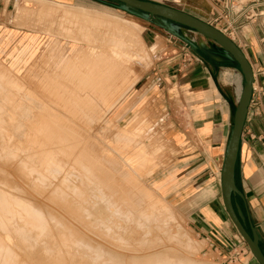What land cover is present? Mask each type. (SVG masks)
<instances>
[{
    "label": "rangeland",
    "instance_id": "1",
    "mask_svg": "<svg viewBox=\"0 0 264 264\" xmlns=\"http://www.w3.org/2000/svg\"><path fill=\"white\" fill-rule=\"evenodd\" d=\"M27 1L0 0V40H6V38L11 36V39L8 38L10 41L0 50V86H2L0 87V196H2V199L1 197L0 199L4 204L3 207H0V216H2L0 217V254L4 253L2 254L4 259L0 255V264H2V259L5 261V254L9 256L7 259L9 258L11 261V257H16L17 259H13L16 264L18 262L19 264L24 262L26 264H126L128 262H130L129 264H135V262H139L138 264H140L143 261L141 258L156 252L158 254L154 258L159 261L156 262L155 260V264H159L160 260L163 259L160 264H186V262L197 264H249V261H253L246 245L238 248V250L242 251V254L238 256L237 261L230 263L229 260H226L204 237L194 231L189 224L188 215L182 212V208L163 197L154 184L159 180L158 173L155 174V172L159 170L163 163H166L174 151L171 147V142L169 140L166 141L165 125L160 121L161 116L155 109L154 99L145 97L139 99V93H136V89L142 81L153 74L160 56L159 52L166 48L161 42L159 33L163 32L169 35L177 45H182L188 50L189 48L180 39L171 36L145 18L134 16L123 9H115L99 4L96 0H89L88 5L82 6H71L47 0L48 2L62 5L63 9L60 6L56 7L54 4L53 6L48 2L45 3L46 0H40V2L39 0ZM16 2H20L21 7L27 5V9H25L27 12L24 9V12L15 9ZM40 7L52 8L53 12L49 10L47 14L41 13L39 12ZM30 8L31 10H28ZM75 8L89 11H78ZM70 9L75 14H79L81 16L80 19L83 18V20L77 19L76 21V18L72 20L68 15H65L68 17L64 18L62 13H67L69 12L67 10ZM262 10L264 12V7L261 8ZM54 11L56 12L55 15L52 14ZM86 18L89 20L88 24ZM93 20H99L97 22L102 20L110 21L113 24L117 22L115 25L119 23V26L133 29L132 31L138 30L137 33H139L138 42L140 41V43L137 45L136 50L139 48V51H137L141 54V59L137 58L139 60H135L138 62L131 61L130 64L128 63V67L132 68L129 77L126 80L121 79L118 81L123 82L125 80L123 86L116 81L118 87H120L119 84L121 85L119 88L120 92H118L117 86L114 90V85H117V83H113V88L109 90L112 95L108 93L107 79L103 76H98L104 70L100 68L94 69L95 72L93 70L89 72V67H84L87 55L86 49H88V46L101 45L102 43H100L99 39L94 40L93 38L97 33L100 37L102 32L105 31V26H95L90 23ZM85 28L86 30L90 29L86 32ZM175 28L187 39L198 43L201 50L207 51L213 57V46L210 43L199 42L197 39L201 36L178 26H175ZM91 31L92 35H88L87 33ZM77 36L79 37L77 38ZM140 45L143 48H140ZM142 49L146 52H142ZM56 58L60 60V63L62 62V65L59 63V68H57L59 64L55 65ZM142 58L147 59V63ZM144 62L145 65H143ZM229 67L236 75L232 76V85L235 97L238 100L241 76L233 66ZM76 71H80L78 73L82 76ZM72 73L77 76L73 75L71 77ZM88 73L91 74V76L89 75L91 78L93 77L92 84L91 78L89 76L86 77ZM45 74H49L50 77L48 75L45 76ZM92 74H97V78L101 82ZM224 74L228 75V72L225 71ZM53 76L54 79L57 78L55 80L59 83H56L54 79L50 80ZM70 78L73 79L71 80ZM83 78L87 80L86 83ZM100 78H104V80ZM224 78L227 77L225 76ZM62 80L66 82L64 83ZM45 81L47 82L45 83ZM100 83L103 84L100 85ZM53 84L57 90L52 88ZM61 84L63 85L60 86ZM93 86L94 88H92ZM64 87L65 90L67 89L66 91H63ZM103 88H106V91ZM61 89V92L64 93L59 92ZM102 89L105 93L101 91ZM72 90L73 94L71 93ZM115 91L119 93L116 96L112 93H115ZM54 93L55 95L57 94L56 98ZM105 94H109V97L114 98L110 97L109 99ZM103 98L108 99L110 103ZM136 99L139 101L136 102ZM97 176L98 178L96 179ZM91 178L94 182L93 180L91 181ZM91 185L93 188H91ZM133 194H136L135 196H140L141 194V198L135 197L136 199H134ZM127 195H130L129 198ZM130 197L133 198V201H131ZM143 198L146 199L143 200ZM141 199L147 206L142 203ZM112 201L116 202L113 203ZM149 201L152 204L155 202L153 207ZM125 202L129 205L125 204ZM122 203H124V206ZM114 204L117 206H114ZM119 204L122 205L118 207ZM156 204L157 206H155ZM125 205L128 206L127 209L129 207L131 209L127 210ZM5 206H8V208L6 209ZM122 206L126 209L124 212L127 211L124 214L125 216H123V213L118 212ZM133 206L136 207H134L135 210L132 208ZM137 206L140 208L146 206L147 209L145 208V210L148 211L144 213L143 211L145 210ZM115 207H118V211L114 209ZM92 208L93 210H91ZM151 210V214L155 216H149L151 214L148 213ZM4 211L5 214L2 213ZM130 211L134 213L131 214ZM33 213H35V217L38 216L37 218L41 221L40 225L43 228L41 227L40 229L32 220L34 219L32 218L34 217ZM135 214L141 217L138 218ZM158 215L161 219H164H157ZM132 217H136V219L132 220ZM147 217L153 219H148ZM3 218L7 220H3ZM139 220H142L143 224ZM17 221L20 223V225H17V227L19 226V233L24 230L26 232L30 231L29 235L31 236L33 233H37L38 230L39 232H44H40V235L35 233L39 238L34 234L30 238L31 241L28 239L26 242H21L20 237L18 238L19 233L16 234L14 231L18 232ZM6 223L8 224L6 225ZM14 224L15 226H13ZM38 227L39 229L37 230ZM100 228L101 230H99ZM9 231H11V234H9ZM83 251L85 254H83ZM94 252H96V256L102 255L101 259L96 256L93 257L95 255L93 254ZM88 254L89 259L87 258ZM107 255L112 258L107 257ZM79 257L82 259H79ZM94 258L99 259H97L98 263L96 259L93 260L95 262H92ZM116 258L118 260L121 258L120 261L123 263L116 260ZM10 260H6L5 264H12L13 261L11 262ZM105 260H108L107 262L110 261V263Z\"/></svg>",
    "mask_w": 264,
    "mask_h": 264
},
{
    "label": "crops",
    "instance_id": "2",
    "mask_svg": "<svg viewBox=\"0 0 264 264\" xmlns=\"http://www.w3.org/2000/svg\"><path fill=\"white\" fill-rule=\"evenodd\" d=\"M48 1L71 6L89 2ZM149 1L182 10L220 30L228 23L232 30L228 37L252 67L255 81L251 100L255 104L247 113L235 168V184L242 198L236 196L233 202L241 211L247 231L251 226L255 228L264 253V0ZM230 6L241 12L235 15ZM159 37L166 48L159 52L153 74L136 89L139 99H154L165 125L166 141L171 142L174 151L155 172L159 180L154 184L163 197L188 215L194 231L219 254L228 256L245 245L224 211L219 187L232 106L237 103L232 85V76L236 75L203 49L199 53L188 50L163 32ZM249 264L258 263L253 259Z\"/></svg>",
    "mask_w": 264,
    "mask_h": 264
},
{
    "label": "water",
    "instance_id": "3",
    "mask_svg": "<svg viewBox=\"0 0 264 264\" xmlns=\"http://www.w3.org/2000/svg\"><path fill=\"white\" fill-rule=\"evenodd\" d=\"M102 5L143 17L162 28L171 36L180 39L190 50L199 53L201 48L197 43L181 35L175 26L190 30L203 37L211 46L212 53L222 62L219 64L233 66L241 76V90L236 105L232 106V120L230 131L219 171V187L224 211L248 248L253 259L258 264H264V253L259 246V237L254 227L249 232L243 223V217L233 199L242 198L241 192L235 184V168L239 156V147L250 104L254 73L243 51L236 43L216 27L206 23L182 10L152 2L149 0H96Z\"/></svg>",
    "mask_w": 264,
    "mask_h": 264
},
{
    "label": "bare ground",
    "instance_id": "4",
    "mask_svg": "<svg viewBox=\"0 0 264 264\" xmlns=\"http://www.w3.org/2000/svg\"><path fill=\"white\" fill-rule=\"evenodd\" d=\"M43 1V0H42ZM27 2H31V0L29 1H27ZM39 2H40V0H39ZM46 2H48V1H45V3ZM20 2H16V4H15V9H19L20 11L22 10L23 11V9L25 10V9H27V5H24V6H20V4H19ZM48 3H50V4H54V3H52V2H48ZM48 5V4H47ZM51 5V6H52ZM54 5H56V7L57 6H60V7H62V9H63V6L62 5H60V4H54ZM53 5V6H54ZM41 6V5H40ZM65 7V6H64ZM67 7V6H66ZM59 8V7H58ZM37 9H38V7H37ZM52 9V8H51ZM51 9H49V8H42V7H40L39 8V12H41V13H49V10H51ZM75 9H77V8H75ZM28 10H31V8L30 9H28ZM36 10V9H35ZM58 10V9H57ZM59 10H61V9H59ZM78 11L79 10H81V11H89V10H86V9H81V8H79V9H77ZM26 11V10H25ZM61 11H63V10H61ZM60 11V12H61ZM67 11H69V12H67V13H62V14H64V18H67L68 16H70V18L73 20L74 18H76V21H77V19H80V15L79 14H75L74 13V11L72 12L71 11V9L70 10H67ZM24 12V11H23ZM27 12V11H26ZM25 12V13H26ZM37 12H38V10H37ZM51 12H53V10H51ZM96 12V11H95ZM55 11H54V13H52V14H54L55 15ZM51 14V15H52ZM57 16H58V14H56ZM65 15H68V16H65ZM96 15V14H95ZM90 16V15H89ZM105 16V15H104ZM83 17V16H82ZM85 17V16H84ZM98 17V16H97ZM106 17V16H105ZM113 17V16H112ZM51 18V17H50ZM91 18V17H90ZM103 18V17H102ZM70 19V20H71ZM82 20H83V18H81ZM80 19V20H81ZM87 19V18H86ZM85 19V21H87ZM95 19V18H94ZM113 19V18H112ZM75 20V19H74ZM92 20V19H91ZM111 20V19H110ZM57 21V20H56ZM97 21H99V20H97ZM96 20H93V22L92 21H90V23H92L93 25H95V26H102V27H104L105 26V31H103L102 32V34L100 35V37L98 36L99 34L97 33V35H95L94 36V40H100V43H102L101 45L99 44L98 46H88V49H86L87 50V52H86V58H85V65H84V67H89L88 69H89V72L90 71H94V69H102V70H104L103 72L101 71V73H100V75H98L99 77L100 76H103L104 78H106L107 79V81H108V93L110 94L111 92H109V90H111L112 88H113V86L112 85H114L115 83L114 82H118L119 80H123V79H128V77H129V74H130V71H131V69L128 67L129 65H128V63L130 64V62L132 61H137V60H139V59H137V58H140V56H141V54L138 52L139 50V48L136 50V48H137V45H139V43H140V41L138 42V39L140 38L139 37V33H137V31H132L131 29H127V28H123V27H121V26H119L118 24L117 25H115V24H113V22H110V21H104V20H102V21H100V22H97ZM83 22V21H82ZM88 22H89V20L87 21V24H88ZM126 22V21H125ZM79 23V22H78ZM126 23H128V22H126ZM122 25H124V24H122ZM83 26V25H82ZM74 27V26H73ZM76 27V26H75ZM88 28V27H87ZM92 28V27H91ZM82 29V28H81ZM90 29V28H89ZM89 29H87V30H89ZM92 29H94V28H92ZM79 30V29H78ZM83 30V29H82ZM86 32H87V30H86V28L84 29ZM75 31V30H74ZM97 31V30H96ZM95 31V32H96ZM85 32V33H86ZM101 32V31H100ZM82 33H83V31H82ZM70 34V33H69ZM73 34V33H72ZM76 34V33H75ZM78 34V33H77ZM88 35L90 34V35H92V31L89 33H87ZM94 34V33H93ZM65 35V34H64ZM65 37V36H64ZM79 36H77V38H78ZM84 37V36H83ZM85 37H87V36H85ZM8 38H10L11 39V36H9ZM8 38H6V40H0V50L2 49V47L8 42V41H10V39L8 40ZM66 38V37H65ZM96 38V39H95ZM5 39V38H4ZM77 40V39H76ZM197 40H199V42H201V43H204L205 41H201L200 39H197ZM85 41H88V40H85ZM84 41V42H85ZM94 42V41H93ZM99 42V41H98ZM137 42H138V44H137ZM34 43V42H33ZM87 43V42H86ZM94 44V43H93ZM97 44V43H96ZM142 44V43H141ZM52 45V44H51ZM90 45V44H89ZM50 47H52V46H50ZM140 48H143L141 45H140ZM84 50V49H83ZM60 51V50H59ZM84 52H85V50H84ZM142 52H146V51H144L143 49H142ZM80 53H83V52H80ZM139 53V54H138ZM75 54V53H74ZM58 55V54H57ZM145 55V54H144ZM59 56V55H58ZM143 56V55H142ZM146 57V56H145ZM144 57V58H145ZM144 58H142V59H144ZM147 58V57H146ZM60 59V58H59ZM68 59V58H67ZM135 59H137V60H135ZM141 59V58H140ZM20 60V59H19ZM51 60V59H50ZM53 60V59H52ZM65 60V59H64ZM145 60V62H146V60L147 59H144ZM21 61V60H20ZM19 61V62H20ZM60 60H58L57 58H56V60H55V65L56 64H59L60 62H59ZM142 61V60H141ZM140 61V62H141ZM49 62V61H48ZM67 62V61H66ZM138 62V61H137ZM145 62H144V64L143 65H145ZM63 63H65V61H63ZM143 63V62H142ZM147 63V62H146ZM61 65H62V62L60 63ZM60 64L59 65H57V68H59L60 67ZM80 64V63H79ZM135 64V63H134ZM141 64V63H140ZM67 66V65H66ZM79 66V65H78ZM77 66V67H78ZM132 66V65H131ZM136 66V65H135ZM3 67H4V65H3ZM4 68H6V67H4ZM42 68H44V67H42ZM143 68H145V67H143ZM142 68V69H143ZM2 69V68H1ZM91 69V70H90ZM138 69V68H137ZM2 70H4V69H2ZM44 70V69H43ZM42 71V70H41ZM47 72V71H46ZM77 72V71H76ZM79 73H80V71H78ZM77 72V73H78ZM95 72V71H94ZM93 72V73H94ZM136 73H138L137 71H135ZM78 73V74H79ZM83 73V72H82ZM96 73H99V72H96ZM135 73V74H136ZM131 74H132V72H131ZM8 75H9V73H8ZM46 75H48L49 76V74H45V76ZM52 75H54V74H52ZM74 75V73H72V75H71V77ZM76 75V74H75ZM74 75V76H75ZM80 75V74H79ZM91 76V74H87L86 75V77H88V76ZM93 75V74H92ZM42 76V75H41ZM77 76V75H76ZM80 76H82V75H80ZM83 76H84V74H83ZM89 76V78H91ZM93 76H96V78H97V74L96 75H93ZM5 77L7 78V76L5 75ZM36 77V76H35ZM50 77V76H49ZM56 77V76H55ZM63 77V76H62ZM79 77V76H78ZM85 77V76H84ZM132 77V76H131ZM134 77V76H133ZM27 78V77H26ZM68 78V77H67ZM77 78V77H76ZM93 78V77H92ZM91 78V84H92V82H93V79ZM104 78L102 79V78H100V79H102V80H104ZM3 79V78H2ZM1 79V80H2ZM41 79V78H40ZM44 79L46 80V78L44 77ZM54 79V76L52 77V79L50 78V80H53ZM55 79H57V78H55ZM54 79V80H55ZM59 79V78H58ZM71 80L73 79V78H70ZM69 79V81L71 82V80ZM74 79H75V77H74ZM81 79V78H80ZM79 79V80H80ZM84 79V78H83ZM98 79V78H97ZM96 79V80H97ZM105 79V80H106ZM132 79V78H131ZM140 79V78H139ZM5 80V79H4ZM42 80H43V78H42ZM60 80V79H59ZM82 80V79H81ZM85 80V79H84ZM99 80V79H98ZM124 80V81H125ZM133 80V79H132ZM39 81V80H38ZM47 81H49V80H47ZM47 81H45V83L47 82ZM56 81V80H55ZM63 81V80H62ZM61 81V82H62ZM74 81V80H73ZM100 81V80H99ZM98 81V82H99ZM124 81L123 82H118V83H121L122 84V86H123V84H124ZM130 81V80H129ZM9 82V81H8ZM41 82V81H40ZM58 81H56V83H57ZM60 82V83H61ZM64 82V81H63ZM66 82V81H65ZM64 82V83H65ZM76 83H77V81H75ZM83 82V81H82ZM85 83L87 82V80H85L84 81ZM97 82V81H96ZM101 82V81H100ZM104 82V81H103ZM116 82V83H117ZM7 83V82H6ZM59 83V82H58ZM76 83H75V85H76ZM81 83V82H80ZM95 83V82H94ZM93 83V84H94ZM114 83V84H113ZM118 83H117V85H114L115 87H114V90H115V88H117L118 87ZM127 83V82H126ZM8 84V83H7ZM10 84V83H9ZM72 84V83H71ZM70 84V85H71ZM78 84H79V82H78ZM77 84V85H78ZM90 84V85H91ZM98 84V83H97ZM103 84V83H102ZM101 83H100V85H102ZM49 85V84H48ZM63 84H61L60 86H62ZM82 85V84H81ZM80 85V86H81ZM105 85V84H104ZM127 85V84H126ZM31 86V85H30ZM44 86V85H43ZM50 86H51V84H50ZM58 86H59V84H58ZM79 86V85H78ZM117 86V87H116ZM119 86L121 87V85L119 84ZM0 87H2V86H0ZM57 87V86H56ZM89 87V86H88ZM105 87V86H104ZM120 87H118V92H120V90H119V88ZM52 88H55L54 87V84H53V86H52ZM68 88H69V85H68ZM92 88H94V86L92 87ZM91 88V89H92ZM1 89V88H0ZM56 90H57V88H55ZM70 89V88H69ZM79 89V88H78ZM88 89V88H87ZM104 89V88H103ZM103 89L101 90L102 92H104L105 93V91H106V88L104 89L105 91H103ZM6 90V89H5ZM67 90V89H66ZM65 90V87H64V89H63V91H66ZM77 90V89H76ZM94 90H96V89H94ZM122 90V89H121ZM240 90H241V87L239 88V91H238V93L240 94ZM28 91V90H27ZM62 91V89L61 90H59V92H61ZM90 91H92V90H90ZM52 92H53V90H52ZM57 93H58V91H56ZM78 92V91H77ZM94 92V91H93ZM16 93V92H15ZM50 93H51V91H50ZM61 93H64V92H61ZM68 93H69V91H68ZM67 93V94H68ZM72 94H73V90H72V92H71ZM101 93V92H100ZM107 93V92H106ZM115 96H116V94H119V93H116V91H115V93L114 92H112ZM12 94V93H11ZM14 94V93H13ZM59 94V93H58ZM75 94V93H74ZM108 94V95H109ZM57 95V94H56ZM55 95V93H54V97L56 96ZM60 95V94H59ZM71 95V94H70ZM104 95V94H103ZM106 96H108L107 94H105ZM110 95H112V94H110ZM113 95V96H114ZM63 96V95H62ZM12 97V96H11ZM53 97V96H52ZM53 97V98H54ZM111 97V96H110ZM110 97L108 96L107 98H109L110 99ZM1 98V97H0ZM19 98V97H18ZM47 98V97H46ZM56 98V97H55ZM111 98H114V97H111ZM33 99V98H32ZM84 99V98H83ZM103 99H106V98H103ZM15 100V99H14ZM107 100V102H109V100L108 99H106ZM105 100V101H106ZM104 101V100H103ZM16 103V102H15ZM110 103V102H109ZM3 104V103H2ZM2 106V105H1ZM12 106V105H11ZM17 109H18V107H17ZM99 109V108H98ZM2 111V110H1ZM46 116V115H45ZM57 117V116H56ZM84 117H85V115H84ZM83 118V117H82ZM1 119V118H0ZM58 120V119H57ZM73 120V119H72ZM85 121V120H84ZM48 125V124H47ZM46 127V126H45ZM55 127H56V125H55ZM25 132V131H24ZM97 132V131H96ZM29 133V132H28ZM51 133V132H50ZM136 136V135H135ZM62 137V136H61ZM78 137V136H77ZM31 139V138H30ZM52 139V138H51ZM96 140V139H95ZM147 144V143H146ZM150 144V143H149ZM154 144V143H153ZM30 145V144H29ZM32 146V145H31ZM140 146V145H139ZM42 147V146H41ZM53 147V146H52ZM150 147V146H149ZM148 147V148H149ZM36 148V147H35ZM71 148V147H70ZM44 149V148H43ZM96 149H98V148H96ZM29 150V149H28ZM143 150V149H142ZM153 150H156V149H153ZM152 150V151H153ZM158 150V149H157ZM156 150V151H157ZM155 151V152H156ZM140 152V151H139ZM144 152V151H143ZM38 153V152H37ZM54 153V152H53ZM100 153V152H99ZM11 154V153H10ZM140 154V153H139ZM13 155V154H12ZM144 156V155H143ZM142 156V157H143ZM10 157V156H9ZM16 157V156H15ZM35 157V156H34ZM47 157H49V156H47ZM136 157V156H135ZM146 157V156H145ZM148 157V156H147ZM4 158V157H3ZM153 158V157H152ZM18 159V158H17ZM37 159V158H36ZM50 159V158H49ZM98 159V158H97ZM137 159V158H136ZM2 160V159H1ZM140 160V159H139ZM144 160V159H143ZM142 160V161H143ZM5 161V160H4ZM150 161V160H149ZM120 162V161H119ZM146 162V161H145ZM25 163V162H24ZM93 163V162H92ZM10 164V163H9ZM144 164V163H143ZM27 166H28V164H27ZM137 166V165H136ZM139 166V165H138ZM34 167V166H33ZM88 169V168H87ZM146 169V168H145ZM150 169V168H149ZM30 170V169H29ZM57 171V170H56ZM88 171V170H87ZM121 171V170H120ZM18 172V171H17ZM35 172V171H34ZM149 172V171H148ZM147 172V173H148ZM5 173V172H4ZM3 173V174H4ZM57 173V172H56ZM32 174V173H31ZM36 174V173H35ZM49 174V173H48ZM92 174V173H91ZM132 174V173H131ZM37 176V175H36ZM85 176V175H84ZM55 177V176H54ZM93 178H94V176H92ZM38 178V177H37ZM51 178V177H50ZM63 178V177H62ZM98 178V176L96 177V179ZM56 179V178H55ZM49 180V179H48ZM80 180V179H79ZM89 180V179H88ZM93 179L91 178V181H92ZM101 180V179H100ZM114 180V179H113ZM37 181H39V180H37ZM66 181V180H65ZM97 181V180H96ZM103 181V180H102ZM78 182V181H77ZM93 182H94V180H93ZM133 182V181H132ZM68 183V182H67ZM98 183H99V181H98ZM136 183V182H135ZM52 184V183H51ZM58 184V183H57ZM72 184V183H71ZM102 184V183H101ZM16 185V184H15ZM31 185V184H30ZM94 185V184H93ZM127 185V184H126ZM5 187H6V185H4ZM80 186V185H79ZM99 186V185H98ZM103 186V185H102ZM105 186V185H104ZM135 186V185H134ZM133 186V187H134ZM14 187V186H13ZM138 187V186H137ZM41 188V187H40ZM44 188V187H43ZM48 188V187H47ZM91 188H93L92 187V185H91ZM126 189H127V187H125ZM136 188V187H135ZM69 189V188H68ZM88 189H89V187H88ZM98 189V188H97ZM101 189V188H100ZM113 189V188H112ZM124 189V188H123ZM125 189V190H126ZM134 189V188H133ZM70 190H71V188H70ZM102 190V189H101ZM124 190V191H125ZM136 190V189H135ZM90 191V190H89ZM118 191V190H117ZM132 191V190H131ZM12 192V191H11ZM55 192V191H54ZM73 192V191H72ZM125 192H127V191H125ZM110 193V192H109ZM112 193V192H111ZM130 192H129V190H128V194H129ZM134 193H135V191H134ZM140 193V192H139ZM7 194H9V193H7ZM12 194V193H11ZM78 194V193H77ZM80 194V193H79ZM118 194V193H117ZM125 194H127V193H125ZM132 194V193H131ZM137 194V193H136ZM136 194H133V197H134V199H136L135 197H139V198H141L140 196H141V194H140V196L139 195H137V196H135ZM95 195V194H94ZM112 196H113V194H111ZM115 195H116V193H115ZM4 196V195H3ZM79 196H81V195H79ZM91 196V195H90ZM96 196V195H95ZM128 196V198H129V196L130 195H127ZM127 196H125V197H127ZM142 196H144L143 194H142ZM150 196V195H149ZM1 197V199H2V196H0ZM109 197V196H108ZM114 197H116V196H114ZM146 197H148V196H146ZM70 198H72V197H70ZM107 198V197H106ZM122 198H124V197H122ZM132 200L131 201H133V198L132 197H130ZM153 198V197H152ZM151 198V199H152ZM0 199V200H1ZM109 200H111L110 198H108ZM107 199V200H108ZM117 199V198H116ZM127 199V198H126ZM144 199H146V198H143V200ZM149 199V198H148ZM85 200V199H84ZM114 200H115V198H114ZM119 200V199H118ZM123 200H125V199H123ZM128 200H130V199H128ZM137 200L139 201V199L137 198ZM142 199H141V201H143ZM95 201V200H94ZM135 201V200H134ZM7 202V201H6ZM28 202V201H27ZM69 202V201H68ZM101 202H102V200H101ZM106 202V201H105ZM113 202V201H112ZM111 202V203H112ZM116 202V201H115ZM115 202H113V203H115ZM127 202V201H126ZM125 202V204H127ZM146 202H148V201H146ZM149 202H151V201H149ZM17 203V202H16ZM75 203V202H74ZM81 203V202H80ZM85 203V202H84ZM103 203V202H102ZM109 203V202H108ZM118 203V202H117ZM120 203V202H119ZM129 203L131 204V202L129 201ZM135 203V202H134ZM142 203H144V201L142 202ZM141 203V204H142ZM6 204V203H5ZM110 204V203H109ZM123 204V206H124V203H122ZM122 204H119L118 205V207L120 206V205H122ZM133 204V203H132ZM141 204H139V205H141ZM144 204H146V203H144ZM150 204V203H149ZM151 204H152V202H151ZM153 204H155V202L153 203ZM151 205L152 207L154 206V205ZM8 205V204H7ZM78 205V204H77ZM84 205V204H83ZM90 205H91V203H90ZM96 205V204H95ZM106 205V204H105ZM108 205V204H107ZM127 205H129V204H127ZM127 205H125L126 207V209H127ZM134 205V204H133ZM143 205V204H142ZM141 205V206H142ZM4 206V204H3V201L1 200L0 201V207H3ZM34 206V205H33ZM74 206V205H73ZM114 206H117L116 204H114ZM122 206V207H123ZM135 206H136V204H135ZM135 206H133L132 208H134ZM146 206H147V204H146ZM146 206L144 207V208H142V209H144L145 210V208H146ZM151 206H149V207H151ZM155 206H157V204L155 205ZM6 207V209L8 208V206H5ZM26 207V206H25ZM118 207H115L114 209H116L117 210V208ZM122 207H120L119 209V211L118 212H121V213H123V216H125L124 214L127 212H124L126 209L124 208H122ZM138 207V206H137ZM159 207V206H158ZM20 208V207H19ZM30 209H31V207H29ZM72 208V207H71ZM82 208H83V206H82ZM100 208V207H99ZM136 208V207H135ZM135 208H134V210H135ZM138 208H140V207H138ZM140 208V209H141ZM155 208V207H154ZM5 209V211H7ZM26 209V208H25ZM97 209V208H96ZM129 209H131L130 207H129ZM129 209H127V210H129ZM147 209V208H146ZM149 209V208H148ZM152 209V208H151ZM18 210V209H17ZM79 210V209H78ZM90 210V209H89ZM91 210H93V208L91 209ZM90 210V211H91ZM106 210H107V208H106ZM138 210V209H137ZM157 210V209H156ZM3 211V210H2ZM5 211L4 212H2V213H4L5 214ZM9 211V210H8ZM11 211H13V210H11ZM22 211V210H21ZM24 211V210H23ZM86 211V210H85ZM146 211H148V210H145V211H143L144 213L146 212ZM160 211H161V209H160ZM26 212V211H25ZM47 212V211H46ZM114 212V211H113ZM117 212V213H118ZM129 212V211H128ZM94 213V212H93ZM130 213L131 214H133L134 212H132V211H130ZM136 213V212H135ZM152 213V210H151V212H149L148 214H151ZM156 213V212H155ZM8 214V213H7ZM10 214V213H9ZM35 213H33V216L34 217H32V218H34V219H32V220H34V222L40 227V229H41V227L43 228V226L42 225H40L41 224V221H39V219L37 218V217H35V215H34ZM88 214V213H87ZM97 214H98V212H97ZM111 214H113L112 212H111ZM110 214V215H111ZM120 214V213H119ZM118 214V215H119ZM128 214V213H127ZM157 214V213H156ZM163 214V213H162ZM39 215V214H38ZM117 215V216H118ZM120 215H122V214H120ZM128 215H130V214H128ZM128 215H126V217L128 216ZM137 214H135V216H136ZM164 215V214H163ZM5 216V215H4ZM93 216H94V214H93ZM98 216V215H97ZM133 216V215H132ZM138 216V215H137ZM136 216V217H137ZM149 216H155V215H153V214H151V215H149ZM0 217H2V216H0ZM23 217H24V215H23ZM78 217V216H77ZM87 217V216H86ZM90 217V216H89ZM95 217V216H94ZM116 217V216H115ZM121 217V216H120ZM136 217H134L135 219H136ZM141 216H138V218H140ZM6 218V217H5ZM5 218H3V220L5 219ZM8 218V217H7ZM29 218V217H28ZM91 218V217H90ZM93 218V217H92ZM127 218H129V217H127ZM134 218L132 217V220H134ZM148 218V217H147ZM150 218V217H149ZM148 218V219H149ZM158 218H160V216L158 215V217H157V219ZM15 219V218H14ZM99 219V218H98ZM97 219V220H98ZM100 219H102V218H100ZM115 219V218H114ZM145 219H146V217H145ZM150 219H153V218H150ZM156 219V218H155ZM161 219V218H160ZM164 219V218H163ZM163 219H161V220H163ZM5 220H7V219H5ZM25 220V219H24ZM81 220V219H80ZM96 220V219H95ZM106 220V219H105ZM105 220H103V221H105ZM26 221V220H25ZM100 221V220H99ZM126 221V220H125ZM129 221V220H128ZM140 221V220H139ZM138 221V222H139ZM148 221V220H147ZM5 222V221H4ZM8 222V221H7ZM11 222V221H10ZM18 222V221H17ZM32 222V221H31ZM43 222V221H42ZM63 222V221H62ZM76 222H77V220H76ZM100 222H102V221H100ZM110 222V221H109ZM122 222V221H121ZM130 222H131V219H130ZM141 223H142V220L140 221ZM143 222H144V220H143ZM13 223V222H12ZM16 223V222H15ZM97 223H99V222H97ZM3 224V223H2ZM8 223H6V225H7ZM20 225V223L18 222L17 224H16V227H17V225ZM29 224V223H28ZM101 224V223H100ZM112 224V223H111ZM115 224V223H114ZM134 224H135V222H134ZM143 224V223H142ZM12 225V224H11ZM21 225H23V224H21ZM26 224L24 223V226H25ZM102 225V224H101ZM148 225V224H147ZM13 226H15V224L13 225ZM23 226V227H24ZM28 226H30V225H28ZM36 226V225H35ZM68 226V225H67ZM73 226V225H72ZM92 226V225H91ZM99 226V225H98ZM4 227V226H3ZM6 227H8V226H6ZM19 227V226H18ZM18 227H17V230H18V232L16 231V230H14L15 232H16V234H18L19 233V229H18ZM26 227V226H25ZM37 227V226H36ZM39 227L37 228V230L39 229ZM101 227V226H100ZM112 227V226H111ZM113 227H114V225H113ZM154 227H156V226H154ZM13 228H15V227H13ZM32 229H33V227H31ZM48 228V227H47ZM106 228V227H105ZM108 228V227H107ZM143 228V227H142ZM7 229V228H6ZM8 229H10V228H8ZM12 229V228H11ZM16 229V228H15ZM23 230H24V228H22ZM26 229V228H25ZM29 229H30V227H29ZM34 229H36V228H34ZM45 229V228H44ZM43 229V230H44ZM113 229V228H112ZM56 230H57V228H56ZM79 230V229H78ZM99 230H101V228L99 229ZM107 230V229H106ZM129 230V229H128ZM141 230V229H140ZM146 230V229H145ZM7 231V230H6ZM12 231V230H11ZM11 231H9L10 233L9 234H11ZM35 231V230H34ZM67 231V230H66ZM115 231H117V230H115ZM147 231V230H146ZM8 232V231H7ZM14 232V233H15ZM40 232H44V231H40ZM39 230L37 231V235H40L39 233ZM67 232H69V231H67ZM29 233H30V231L29 232H26L25 230L24 231H20V233H19V236L18 235H14V236H18V238L20 237V239L22 240L21 242H26L28 239H30L31 238V236H34V234L35 233H33L31 236L29 235ZM35 234V235H36ZM44 234V233H43ZM55 234V233H54ZM108 234V233H107ZM6 235V234H5ZM37 235H36V237H37ZM126 235H128V234H126ZM9 236V235H8ZM56 236V235H55ZM51 237V236H50ZM127 237V236H126ZM136 237V236H135ZM183 237V236H182ZM185 237V236H184ZM37 238H39V236L37 237ZM109 238V237H108ZM129 238V237H128ZM15 239V238H14ZM32 239H34L33 237H32ZM36 239V238H35ZM49 239V238H48ZM61 239V238H60ZM141 239V238H140ZM177 239H178V237H177ZM183 239H185V238H183ZM187 239V238H186ZM188 240V239H187ZM10 241V240H9ZM30 241H31V239H30ZM76 241H77V238H76ZM119 241V240H118ZM184 241V240H183ZM11 242V241H10ZM115 242V241H114ZM75 243V242H74ZM80 243V242H79ZM109 243V242H108ZM145 243V242H144ZM156 243V242H155ZM3 244H5V243H3ZM23 244V243H22ZM25 244V243H24ZM34 244V243H33ZM44 244V243H43ZM87 244V243H86ZM116 244V243H115ZM134 244V243H133ZM149 244V243H148ZM7 245V244H6ZM76 245V244H75ZM88 245V244H87ZM119 245V244H118ZM117 245V246H118ZM0 246H1V244H0ZM32 246V245H31ZM64 246V245H63ZM84 246H86V245H84ZM141 246V245H140ZM33 247V246H32ZM72 247V246H71ZM78 247V246H77ZM80 247V246H79ZM124 247V246H123ZM49 248V247H48ZM89 248V247H88ZM92 248V247H91ZM100 248V247H99ZM1 249H3V247H1ZM30 249V248H29ZM75 249V248H74ZM77 249V248H76ZM9 250V249H8ZM7 250V251H8ZM18 250V249H17ZM20 250H22V249H20ZM19 250V251H20ZM25 250V249H24ZM23 250V251H24ZM94 250H95V248H94ZM97 250V249H96ZM99 250V249H98ZM141 250V249H140ZM6 251V250H5ZM13 251V250H12ZM16 251V250H15ZM30 251V250H29ZM38 251H39V249H38ZM74 251V250H73ZM99 251H101V250H99ZM150 251V250H149ZM9 252V251H8ZM11 252V251H10ZM102 252V251H101ZM100 252V253H101ZM105 252V251H104ZM160 252H162V251H160ZM166 252V251H165ZM15 253V252H14ZM22 253V252H21ZM29 253V252H28ZM27 253V254H28ZM87 253H88V251H87ZM99 253V252H98ZM143 253V252H142ZM146 253V252H145ZM164 253V252H163ZM2 254H4V253H2ZM2 254H0V255H2ZM8 255H9V253H7ZM11 254V253H10ZM83 254H85L84 253V251H83ZM93 254H95V255H93V257L94 256H96L97 254H96V252H94ZM103 254V253H102ZM107 254V253H106ZM132 254V253H131ZM158 254V252H156V253H153V254H151V255H149V256H146V257H144V258H141L140 260L142 261L141 263L142 264H155V260H156V262H158L157 261V259L156 258H154V257H156L155 255H157ZM161 254V253H160ZM165 254V253H164ZM37 255V254H36ZM64 255V254H63ZM91 255V254H90ZM109 255V254H108ZM107 255V257H110V258H112L111 256H108ZM162 255V254H161ZM11 256V255H10ZM32 256V255H31ZM30 256V257H31ZM84 256H86V255H84ZM88 256H89V254L87 255V258H88ZM102 255H99V256H96V257H101ZM113 256V255H112ZM116 256V255H115ZM179 256V255H178ZM252 256V255H251ZM2 257H3V255H2ZM5 261L3 260L4 259V257H3V259H2V264H3V262H4V264L6 263V260H10L9 258L7 259V257H9V256H6V254H5ZM17 257H19L18 255H17ZM0 258H1V256H0ZM12 258V261H13V259L15 260V258H13V257H11ZM53 258V257H52ZM90 258V257H89ZM88 258V259H89ZM165 258V257H164ZM17 259V258H16ZM42 259V258H41ZM71 259V258H70ZM79 259H82V258H80L79 257ZM96 258H94V259H92V262H95V261H93V260H95ZM98 259V258H97ZM96 259V260H97ZM101 259V258H100ZM113 259H115V258H113ZM113 259H110L111 261H115V260H113ZM126 259V258H125ZM138 259V258H137ZM161 259H162V256H161ZM50 260V259H49ZM91 260V259H90ZM99 260V259H98ZM98 260L96 261L97 263H98ZM116 260H118L117 258H116ZM120 260H121V258H120ZM120 260H118V261H120ZM134 260H135V258H134ZM139 260V259H138ZM139 260V261H140ZM164 260V259H163ZM163 260H160L161 262H159V264L160 263H162V261ZM181 260H182V258H181ZM11 261V260H10ZM11 261V262H12ZM48 261V260H47ZM87 261V260H86ZM102 261H104V260H102ZM106 261V260H105ZM108 261V260H107ZM106 261V262H107ZM125 261V260H124ZM130 261V260H129ZM131 261H133V260H131ZM166 261V260H165ZM179 261V260H178ZM55 262V261H54ZM120 262H122V261H120ZM133 262H135V261H133ZM172 262V261H171ZM170 262V263H171ZM180 262H182V261H180ZM184 262V261H183ZM8 263V262H7ZM13 263H15V261H13ZM12 263V264H13ZM25 263V262H24ZM24 263H22V264H24ZM49 263H51V262H49ZM104 263V262H103ZM107 263H110V261L109 262H107ZM115 263V262H114ZM123 263V262H122ZM130 262H128V263H126V264H129ZM138 264L139 262H135V264ZM140 263V264H141ZM11 264V263H10ZM16 264V263H15ZM18 264H19V262H18ZM26 264V263H25ZM52 264H54V263H52ZM92 264V263H91ZM102 264V263H101ZM111 264H113V263H111ZM120 264V263H119ZM158 264V263H157ZM182 264V263H181ZM186 264H197V263H192V262H186Z\"/></svg>",
    "mask_w": 264,
    "mask_h": 264
},
{
    "label": "built area",
    "instance_id": "5",
    "mask_svg": "<svg viewBox=\"0 0 264 264\" xmlns=\"http://www.w3.org/2000/svg\"><path fill=\"white\" fill-rule=\"evenodd\" d=\"M215 1H218V0H215ZM225 7L226 8H228L229 7V2L227 1L226 3H225ZM231 8H232V6H230ZM235 15L237 14H239L240 12H241V10L239 9V10H234V8H232V10H231ZM231 25H228V23H226V27L224 28V29H222V30H220L222 33H224L226 36H228L227 34H230V32L232 31L231 30V27H230ZM230 29V30H229ZM229 32V33H228ZM252 104H255V103H253V101L252 100H250V104H249V107H251V105ZM249 107H248V111H249ZM240 254H242V251H240V250H238V249H235V250H233L228 256H223V257H225V259L226 260H229V262L231 263V262H235V261H237V259H238V256L240 255Z\"/></svg>",
    "mask_w": 264,
    "mask_h": 264
}]
</instances>
